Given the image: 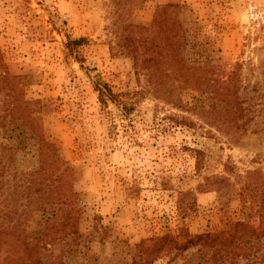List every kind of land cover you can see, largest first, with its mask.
Wrapping results in <instances>:
<instances>
[{"label":"rangeland","instance_id":"rangeland-1","mask_svg":"<svg viewBox=\"0 0 264 264\" xmlns=\"http://www.w3.org/2000/svg\"><path fill=\"white\" fill-rule=\"evenodd\" d=\"M174 19L179 71L209 67L157 92L144 37ZM135 259L264 264V0H0V264Z\"/></svg>","mask_w":264,"mask_h":264},{"label":"trees","instance_id":"trees-1","mask_svg":"<svg viewBox=\"0 0 264 264\" xmlns=\"http://www.w3.org/2000/svg\"><path fill=\"white\" fill-rule=\"evenodd\" d=\"M174 7H176L175 4H167L166 6L162 7L158 13L157 17H163V18H170V14L175 13ZM174 18V17H173ZM176 19L172 22V24H169V27L167 28L170 34L165 37L167 39L166 42L163 37L161 38L156 36H145L144 40L149 41L146 45V52L147 55L140 63H138L140 69L142 71H145L148 75V82L153 86L154 90L157 92L159 91V85L163 82L162 76L171 77L174 79V76L183 75L184 79L188 83L194 82L195 87L201 86V84H204V80L199 75L196 76V80L193 81V77H195L196 70H202V71H208L207 68L209 65H198V66H187V69L184 71V73H181L179 70V60L175 58V56L172 54V51L175 50L178 52L180 50V47L178 44H176L173 40L176 38V36H179V27L176 26ZM138 29H141L143 31H152L153 28H148L144 26H137ZM156 30V29H155ZM84 39H76V40H70L68 42V46H72L73 44L81 43ZM123 50H130L133 51V49L129 48V45L123 47ZM135 60L136 62H139V54L135 53ZM179 67H178V66ZM96 89L99 92V96L102 102L106 103L107 99L119 101L117 100L118 96L117 94L112 90L111 86L106 82H98L96 84ZM126 105H122V108L125 109ZM129 109V108H128ZM128 109L124 110V114L126 115L129 111ZM45 167L47 165H44ZM250 226L247 223L243 222H236L232 223L229 229L221 230L218 232H205V233H198L195 235L190 234L189 232L182 233V237L184 238L183 242H179L176 240V238L172 236H163L156 238L153 241V243L159 242L161 244L164 243H172L174 245H177L178 247L182 249H187L188 247L192 245H196L200 243L204 247H212L215 244H226V243H232L235 239V233H240L239 231H243L244 235L247 233V229H249ZM241 238V237H239ZM149 247V245H148ZM141 260L135 259L133 264H139Z\"/></svg>","mask_w":264,"mask_h":264}]
</instances>
